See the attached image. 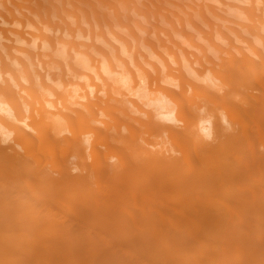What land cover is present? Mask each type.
<instances>
[{"label": "bare ground", "instance_id": "1", "mask_svg": "<svg viewBox=\"0 0 264 264\" xmlns=\"http://www.w3.org/2000/svg\"><path fill=\"white\" fill-rule=\"evenodd\" d=\"M24 6L53 15L58 7ZM157 42L166 43L149 38ZM198 48L202 55L177 73L191 94L183 85L164 90L183 129L97 102L78 112L72 137L58 139L41 118L36 135L17 130L21 150L0 146V264H264V57ZM206 71L203 84L193 80ZM203 106L226 112L232 131L217 117L213 142L196 137L194 110ZM86 133L94 136L90 161Z\"/></svg>", "mask_w": 264, "mask_h": 264}, {"label": "clouds", "instance_id": "2", "mask_svg": "<svg viewBox=\"0 0 264 264\" xmlns=\"http://www.w3.org/2000/svg\"><path fill=\"white\" fill-rule=\"evenodd\" d=\"M174 2L180 0H55L53 15L25 7V0H0V146L21 150L17 130L36 135L34 120L41 118L53 124L58 139L72 137L78 112L97 102L183 129L178 107L164 90L180 93L183 85L191 94L177 73L202 52L167 22L192 11L173 7ZM197 5L196 13L212 12L220 22L209 29L218 45L242 48L257 60L264 57V0H197ZM157 31L166 43L153 46L149 38L155 39ZM210 76L206 71L192 78L203 84ZM194 114L191 131L204 142L215 140L217 117L232 131L223 110L213 114L203 106ZM93 139L91 133L80 137L89 161ZM117 163L116 156L108 158L109 165ZM80 171L72 168L74 175Z\"/></svg>", "mask_w": 264, "mask_h": 264}, {"label": "rangeland", "instance_id": "3", "mask_svg": "<svg viewBox=\"0 0 264 264\" xmlns=\"http://www.w3.org/2000/svg\"><path fill=\"white\" fill-rule=\"evenodd\" d=\"M181 1L182 0H180V2ZM173 7H177V6L173 5ZM185 9H190V8L186 7ZM206 16L209 22L202 20L200 16L196 14L194 10H192L191 12L187 14L186 17L179 16L176 19L169 17L167 18V22L172 25L173 30L178 32L181 37L185 38V43H187L188 45H195L196 47H200L201 49H205V52L209 56L215 57L216 54L218 53L216 49L221 46L218 45L213 40V32L209 31V29L214 30V29L219 28L220 22L216 20L211 13H207ZM177 19L179 20V26H177ZM191 19H193V23L190 22ZM205 25H208V27L206 28ZM161 31H165V30L161 29ZM205 33L211 34V35L208 34L209 39L206 37ZM156 35H159L160 37L164 39V37L160 35V32L157 31L155 34V39L153 40H156ZM168 35H169V38H171L170 31L168 32ZM211 40L213 41L214 45H212V42H210ZM175 42L178 43V41H175ZM180 47L182 50L185 49L188 51V48H184L183 45H181Z\"/></svg>", "mask_w": 264, "mask_h": 264}]
</instances>
